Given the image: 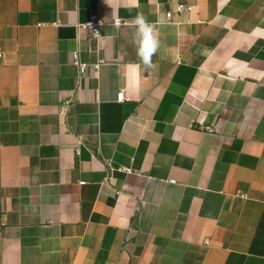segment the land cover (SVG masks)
<instances>
[{"label":"crops","instance_id":"obj_1","mask_svg":"<svg viewBox=\"0 0 264 264\" xmlns=\"http://www.w3.org/2000/svg\"><path fill=\"white\" fill-rule=\"evenodd\" d=\"M254 29L264 0H0V264H264Z\"/></svg>","mask_w":264,"mask_h":264},{"label":"clouds","instance_id":"obj_2","mask_svg":"<svg viewBox=\"0 0 264 264\" xmlns=\"http://www.w3.org/2000/svg\"><path fill=\"white\" fill-rule=\"evenodd\" d=\"M129 11L132 8L139 7V0H118ZM164 17H160L158 21L150 22L142 12H137L136 16L128 22V26L134 29L133 44L136 48V55L145 69H151L153 64V56H155L161 47V42L156 32V24L163 23ZM90 26V25H89ZM121 23L116 21L115 27L119 29ZM264 33V29H254Z\"/></svg>","mask_w":264,"mask_h":264},{"label":"built area","instance_id":"obj_3","mask_svg":"<svg viewBox=\"0 0 264 264\" xmlns=\"http://www.w3.org/2000/svg\"><path fill=\"white\" fill-rule=\"evenodd\" d=\"M191 11V7H184V6H182V5H179V6H177L176 8H175V12L174 11H168L167 13H166V18L169 20V21H172L173 19H174V13H177V14H181L182 12H184V11ZM117 20H119V19H117ZM117 20H115L114 22H113V25H115L116 24V21ZM120 21V23H121V26L122 25H127L128 23L126 22V21H122V20H119ZM104 24H105V22L101 19V18H99L98 17V15H95V14H92L91 16H90V19H89V21H88V23H87V28H88V30H89V32H90V34L93 36V37H97V36H99L100 35V32H101V29H102V27L104 26ZM90 25V26H89ZM3 50H2V48L0 47V59L3 57ZM86 67H87V65L86 64H82V65H80V71H81V73H84V71L86 70ZM126 100V95H125V92L124 91H120L119 93H118V95H117V101L118 102H123V101H125ZM125 171H127V172H129V170H127V169H124Z\"/></svg>","mask_w":264,"mask_h":264}]
</instances>
